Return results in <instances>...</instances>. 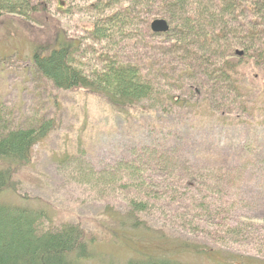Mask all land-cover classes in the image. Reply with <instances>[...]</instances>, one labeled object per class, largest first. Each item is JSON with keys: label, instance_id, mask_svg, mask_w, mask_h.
Returning <instances> with one entry per match:
<instances>
[{"label": "trees", "instance_id": "obj_1", "mask_svg": "<svg viewBox=\"0 0 264 264\" xmlns=\"http://www.w3.org/2000/svg\"><path fill=\"white\" fill-rule=\"evenodd\" d=\"M48 15L87 22L78 38L35 46L22 68L13 55L0 58V83L11 70L30 86L85 90L117 109L147 108L166 115L200 109L224 121H238L253 111L244 73L255 70L264 82V0L0 1V18L15 16L35 24L36 16ZM157 19L166 21L167 33L151 32ZM33 113L20 120L0 93V196L18 194L15 175L57 129L53 117ZM158 146L132 147L126 158L102 169L81 155L64 156L59 171L90 192L126 200V217L134 229L142 226L139 217L146 219L156 210L168 217L167 225L193 238L206 237L231 254L171 239L181 251L228 255L231 264L243 263L242 252L264 264V225L244 216L245 210L253 216L254 202L236 189L233 170L194 166L177 148ZM252 163L255 173L264 175V155ZM161 197L164 204L152 205ZM153 237L167 240L159 233ZM91 253L79 225L55 223L43 208L0 202V264H83ZM124 264L184 263L147 255Z\"/></svg>", "mask_w": 264, "mask_h": 264}, {"label": "rangeland", "instance_id": "obj_2", "mask_svg": "<svg viewBox=\"0 0 264 264\" xmlns=\"http://www.w3.org/2000/svg\"><path fill=\"white\" fill-rule=\"evenodd\" d=\"M35 19V24H29L15 16L0 18V58L13 55L21 61L22 68L29 62L35 46L53 47L65 36L78 38L81 26L87 22L83 17L65 19L55 15ZM9 73L1 79L0 93L16 108L18 118L22 120L25 113L35 116L33 112H37L38 118L53 117L57 129L35 147L30 164L15 175L18 194L3 193L0 202L43 208L55 223L79 225L92 250L91 257L83 264H124L129 258L147 255L184 264H231L225 258L231 253L220 250L206 237L193 238L167 225L168 217L156 210H151L153 213L146 219L139 217L142 226L134 229L132 220L126 217V200L108 192H90L69 181L59 171L64 156L81 155L96 169H102L117 159L126 158L132 147L153 142L162 149L175 147L194 166H223L233 170L236 189L254 202L253 216L247 210L243 215L264 225L261 222L264 175L258 176L252 163L264 155V82L259 72L244 73L245 85L252 91L253 111L252 116L238 121L220 120L200 109L194 113L187 108L186 112L180 110L175 115L138 107L117 109L105 97L85 90L56 91L43 84L33 87L22 75L11 70ZM154 179L161 181L158 176ZM161 203L164 204L162 197L152 205ZM154 233L167 240H157ZM177 238L228 255L205 256L181 251L171 242ZM238 254L246 258L242 264H263L248 257L250 254Z\"/></svg>", "mask_w": 264, "mask_h": 264}, {"label": "water", "instance_id": "obj_3", "mask_svg": "<svg viewBox=\"0 0 264 264\" xmlns=\"http://www.w3.org/2000/svg\"><path fill=\"white\" fill-rule=\"evenodd\" d=\"M2 1V0H0ZM151 32L154 34H164L168 32V25L165 20L157 19L150 24Z\"/></svg>", "mask_w": 264, "mask_h": 264}]
</instances>
